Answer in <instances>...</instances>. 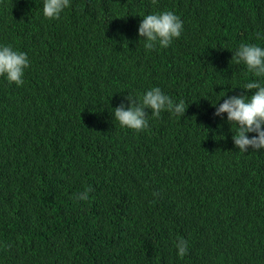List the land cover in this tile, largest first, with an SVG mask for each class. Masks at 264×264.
<instances>
[{
	"label": "trees",
	"instance_id": "16d2710c",
	"mask_svg": "<svg viewBox=\"0 0 264 264\" xmlns=\"http://www.w3.org/2000/svg\"><path fill=\"white\" fill-rule=\"evenodd\" d=\"M42 8L0 0V46L29 60L21 86L0 76V264H264V149L240 152L213 106L264 84L231 61L264 47V0ZM161 11L181 35L145 50L139 23ZM153 87L184 115L145 109L147 128L121 127L113 109Z\"/></svg>",
	"mask_w": 264,
	"mask_h": 264
},
{
	"label": "clouds",
	"instance_id": "9594fccd",
	"mask_svg": "<svg viewBox=\"0 0 264 264\" xmlns=\"http://www.w3.org/2000/svg\"><path fill=\"white\" fill-rule=\"evenodd\" d=\"M69 3L70 0H43V16L48 19H58ZM182 28L183 22L179 16L171 11H161L142 18L138 27V36L143 38L145 50H153L157 46L166 48L174 39L180 37ZM231 61L235 64L243 63L248 72L257 77L264 76V47L241 43L233 53ZM28 67L29 60L26 53L13 50L10 46H0V76H4L9 83L21 86L24 83V70ZM244 89L255 91H252L251 96H230L224 99L218 107L216 103L213 105L215 116L226 113L227 121L231 125H236L232 140L243 153L249 148L256 151L264 149V84L255 81L247 82ZM223 96L225 93L221 97ZM126 99L129 101V106L125 108L121 103L113 109L112 114L121 127L137 132L148 126L149 115L145 109L151 110L150 116L159 118L162 111L183 116L187 108L183 100L175 103L159 87L151 88L138 99L132 96H127ZM247 133L256 135L249 138ZM90 191H92L91 186L75 198L86 200ZM175 247L177 255L183 257L187 254L188 242L183 238H178Z\"/></svg>",
	"mask_w": 264,
	"mask_h": 264
}]
</instances>
